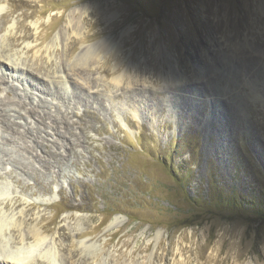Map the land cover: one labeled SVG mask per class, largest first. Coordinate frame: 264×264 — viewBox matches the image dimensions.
Segmentation results:
<instances>
[{"label": "rangeland", "instance_id": "obj_1", "mask_svg": "<svg viewBox=\"0 0 264 264\" xmlns=\"http://www.w3.org/2000/svg\"><path fill=\"white\" fill-rule=\"evenodd\" d=\"M0 78V258L264 264V0H0Z\"/></svg>", "mask_w": 264, "mask_h": 264}, {"label": "bare ground", "instance_id": "obj_2", "mask_svg": "<svg viewBox=\"0 0 264 264\" xmlns=\"http://www.w3.org/2000/svg\"><path fill=\"white\" fill-rule=\"evenodd\" d=\"M107 46V45H106ZM87 51V50H86ZM92 51V50H91ZM85 52V51H84ZM87 53H89V52H87ZM2 54V53H1ZM91 55L92 54H88L84 59L85 60H87V58H90L91 57ZM13 64V63H12ZM37 64V63H36ZM14 65V64H13ZM72 69V68H71ZM13 70V69H12ZM169 74H170V72H169ZM168 74V75H169ZM125 76V75H124ZM123 76V77H124ZM119 79H121V77L119 78ZM170 79V80H169ZM175 79H177V76H175V75H171L170 77H168V80H169V82H172V80H175ZM3 81V78H0V82H2ZM120 81V80H119ZM176 81V80H175ZM26 82L31 86V87H33V88H36V89H39V90H42V91H45L46 93H52V92H50V90H49V88L47 87V86H38V85H36V83L34 82V79H30V80H26ZM127 82V81H126ZM175 83V82H174ZM172 85H173V82H172ZM20 106H22L23 107V105L21 104ZM29 113H32V114H34V115H36V114H38L39 112L37 111V110H35V109H32L31 110V108H30V110L28 109L27 110ZM44 117H45V115H39V116H37V118L39 119L38 121L40 122V123H43L44 124ZM49 118V117H48ZM50 119V118H49ZM3 121V120H2ZM1 122V121H0ZM46 122V121H45ZM63 121H57V120H54V121H52V118H51V120H50V122H48L50 125L51 124H53V127H54V129H55V131L58 133V132H61L60 131V129L59 128H63V129H65L66 127H62L61 126V123H62ZM46 126V125H45ZM7 129H11V125H7V126H5ZM33 146H39V147H42L43 149H44V151H45V155L47 156V161H49L50 160V158H53L54 157V155H53V153L52 152H50V150L48 149V147H47V145L43 142V141H37L36 139H33ZM56 158V157H55ZM3 204L4 203H6L5 201H3L2 202ZM22 212V211H21ZM3 221V220H2ZM2 221H0V222H2ZM113 221V220H112ZM21 228V227H20ZM23 228V227H22ZM32 230V229H31ZM36 230V229H35ZM12 231V230H11ZM30 231V230H29ZM34 231V230H33ZM28 233V232H27ZM40 233V232H39ZM29 234V233H28ZM27 234V235H28ZM41 234H38V232H31V237L33 238H35V239H37L38 241H40L41 239H42V237L40 236ZM30 238V237H29ZM4 242V241H3ZM41 242V241H40ZM35 244V243H34ZM39 244H41V243H39ZM85 247L87 246V245H84ZM1 247V246H0ZM2 247H4V246H2ZM11 248V247H10ZM18 249V248H17ZM1 250V249H0ZM21 250H22V248H21ZM21 250H18L20 253H22L23 254V256L22 257H24V258H22L21 259V261H20V263H22V264H30V263H28V261L25 259V258H28V256H24V254H27L26 252L27 251H21ZM6 251V250H5ZM15 252V251H14ZM19 252H18V254H19ZM6 253H8V252H6ZM6 253H5V255H6ZM10 253V252H9ZM8 253V254H9ZM43 253V252H42ZM15 254H17L16 252H15ZM17 254V255H18ZM48 254L49 253H47V256H48ZM10 256L12 255V254H9ZM17 255L15 256V258L17 257ZM46 255V254H45ZM45 255H44V258H45ZM0 256H2L1 254H0ZM19 256V255H18ZM34 256V255H33ZM4 257H6V256H3V257H1L0 258V260L2 259V258H4ZM50 257V256H49ZM15 258H12V257H6V258H4L5 259V261H6V259H8L9 260V262L8 263H13V264H18V262H17V258L15 259ZM21 258V257H20ZM38 258H39V256H38ZM41 258H43V257H41ZM30 259V258H29ZM50 259V258H49ZM18 260H20V259H18ZM47 260V259H46ZM45 260V261H46ZM49 261V260H48ZM47 261V262H48ZM37 264V263H36ZM49 264V263H48Z\"/></svg>", "mask_w": 264, "mask_h": 264}]
</instances>
